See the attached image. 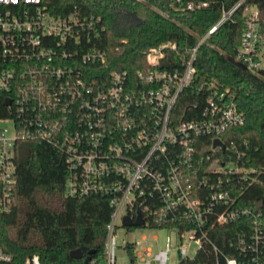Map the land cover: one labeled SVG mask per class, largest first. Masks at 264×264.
<instances>
[{
    "label": "built area",
    "instance_id": "obj_1",
    "mask_svg": "<svg viewBox=\"0 0 264 264\" xmlns=\"http://www.w3.org/2000/svg\"><path fill=\"white\" fill-rule=\"evenodd\" d=\"M170 6L181 13L217 6L220 16L186 49L180 67L158 68L167 51L177 49L165 41L145 51L148 66L131 79L126 70L103 71L105 51L92 41L100 35L98 17L54 15L42 0H0V94L6 108L0 124L11 123V129L0 126V214L13 203L16 144L43 142L63 155L65 196L108 198L104 264H116L117 220L122 226L123 216L134 220L138 213L142 227L164 226L175 234L180 259L189 258L186 237L197 245L196 254L209 247L212 264H264L263 206L240 203L245 189L257 183L248 176L252 169L239 163V155L225 161L199 155L209 138L212 152L225 150L222 135L244 125L245 115L228 88L205 80L193 87L199 47L237 12L244 27L232 59L252 73L264 72L260 10L248 0L229 7L222 0H170ZM185 91L202 98L200 110L192 101L177 109ZM215 139L224 149L213 147ZM231 224L238 230L227 244L235 254L211 237ZM129 244L134 264H167L172 248L170 236L155 253L147 243ZM11 261L0 245V264ZM22 264L41 263L31 255Z\"/></svg>",
    "mask_w": 264,
    "mask_h": 264
},
{
    "label": "trees",
    "instance_id": "obj_2",
    "mask_svg": "<svg viewBox=\"0 0 264 264\" xmlns=\"http://www.w3.org/2000/svg\"><path fill=\"white\" fill-rule=\"evenodd\" d=\"M235 1L222 0L225 7ZM42 2L54 15L65 16L76 11L81 17H98L100 35L92 37V41L105 51L103 71L126 70L131 79L139 69L148 66L145 51L165 41L175 42L177 49L167 51L158 68L180 67L186 49L193 47L198 37L220 16L217 6L189 13L177 12L170 6V0ZM248 3L259 8L264 23V0H248ZM243 27L244 21L237 12L232 21L220 26L198 49L193 87L204 78L213 81L219 89L228 88L246 118L244 125L230 128L222 135L225 150L212 152L209 138L199 155L210 154L224 161L239 155V163L252 169L248 176L257 178L256 184L245 189L240 203L253 208L262 201L264 217V72L252 73L232 59L240 44ZM187 101L197 102L199 110L203 105L200 96L185 91L177 109ZM5 115L3 95L0 94V117ZM15 163L13 203L9 212L0 214V245L11 255L10 264H22L31 255H38L41 264H85L87 256L90 257L87 264H100L105 257L106 226L111 212L108 198L99 194L65 196L63 155L46 143L18 142ZM236 229L237 224L219 227L211 237L224 252L235 254L227 242ZM76 249H80L81 258L70 255ZM125 249L129 258L127 264H134L132 245L126 243ZM212 258L207 246L194 258H182L178 264H212Z\"/></svg>",
    "mask_w": 264,
    "mask_h": 264
},
{
    "label": "rangeland",
    "instance_id": "obj_3",
    "mask_svg": "<svg viewBox=\"0 0 264 264\" xmlns=\"http://www.w3.org/2000/svg\"><path fill=\"white\" fill-rule=\"evenodd\" d=\"M0 126H6L11 129V123H2ZM115 234L117 238L116 248V264H125L128 262V255L125 249L126 243H138L137 247H143L147 243L151 248L152 252L155 253L160 249L165 248L166 237L171 238V249L168 252L167 264H178L180 256L177 252V246L180 242H176L175 234L165 228H157L151 226L145 227H133L128 230V228L121 226L120 220L116 222ZM145 237L146 240L143 238ZM183 246L187 248V256L193 258L197 252V245L190 241L186 237L183 239ZM104 264L102 260L99 262Z\"/></svg>",
    "mask_w": 264,
    "mask_h": 264
},
{
    "label": "water",
    "instance_id": "obj_4",
    "mask_svg": "<svg viewBox=\"0 0 264 264\" xmlns=\"http://www.w3.org/2000/svg\"><path fill=\"white\" fill-rule=\"evenodd\" d=\"M243 68H245L244 66H242ZM201 81H204V78L201 79ZM9 104V100L5 101V105ZM220 147L221 149H224V144L222 141H220L219 139H215L213 141V147ZM263 206V202L259 201L256 203L255 205V209L258 210ZM144 224L143 219L141 217V215L138 213L136 218L134 220H132L129 215H125L122 218V226L124 227H142ZM70 255L74 258H81L82 257V253L80 251V249H76V250H72L70 252ZM90 261V257L87 256L84 259V263L87 264Z\"/></svg>",
    "mask_w": 264,
    "mask_h": 264
}]
</instances>
